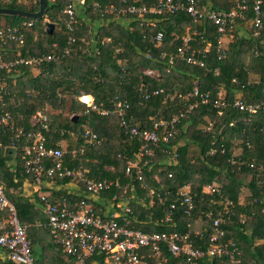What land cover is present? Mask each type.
Returning <instances> with one entry per match:
<instances>
[{"label": "trees", "instance_id": "trees-1", "mask_svg": "<svg viewBox=\"0 0 264 264\" xmlns=\"http://www.w3.org/2000/svg\"><path fill=\"white\" fill-rule=\"evenodd\" d=\"M21 1L0 0V8L38 11V0H29L28 6ZM70 1L76 0H46L45 14L39 20L0 15V27H20L23 33L22 43H0L6 59L55 58L0 72L6 92L0 101V113L11 116L8 125L0 124V184L16 209L19 223L26 228L36 264H64V256L55 249L45 226L46 217L36 208L40 204L38 194L33 200L22 195L24 183L31 186L34 178L24 171L20 144L11 147L16 130L35 129L31 119L37 113L47 117L49 130L45 136L50 147L61 149L63 142L69 143L63 166L83 169L90 179L118 182L117 187L104 191L100 200L110 203L113 195L122 193L119 187L132 186L125 196L130 198L137 217L133 222L136 229L189 234L192 247L205 252L203 258L190 264H229L227 257L211 258L206 252L215 233L212 221L230 202V214L224 215L225 223L220 225L224 235L218 241H234L243 263L264 264V173L257 177L249 166L264 167V8L262 26L255 28V14L247 0L243 17L226 29L228 44L224 38L219 48L217 27L206 17L190 26L191 17L182 10L161 15L127 13L114 19L113 14H102L94 8V3L124 9L153 8L158 0H83L82 5H75V22L69 32L62 12ZM236 2L195 0L204 13H228L236 9ZM102 19L107 24L97 27L96 22ZM245 22L250 23V29L243 36L239 29ZM24 23L32 25L23 28ZM47 23L53 24L49 31ZM94 31L93 42L85 44L83 39L91 38L89 32ZM158 32L163 35L159 44L154 41ZM97 35L101 39L96 40ZM184 37H189L185 54L202 61L203 67L188 64L178 56ZM70 38L74 39L72 43ZM152 92L158 93L145 98ZM82 95H90L100 110L112 111L118 101L127 103L126 120L139 130H150L154 122L163 120L165 125L158 131V146L152 156H139L143 142L126 133L116 115L85 114L87 106L79 100ZM202 97L210 103L203 104ZM215 101L225 107L215 108ZM237 101L259 105L260 109L249 115L233 107ZM191 104L195 106L190 112L169 124ZM233 121L236 123L231 126ZM86 126L97 136L92 145L82 137ZM234 147L240 154H233ZM134 163L142 168V181L135 178V171L130 176L125 173ZM45 182L59 188L51 189L53 194L71 200L80 198L71 191L84 190L82 184L68 178L55 176ZM207 185H216L222 197L210 194ZM182 186L190 188L194 209L189 215L179 203L175 210L170 207ZM242 195L246 196L245 203H240ZM159 197L164 198L163 203H159ZM95 206L104 216L107 209L98 203ZM168 214L171 222L167 223ZM151 260L150 264H188L183 257L168 252L162 259Z\"/></svg>", "mask_w": 264, "mask_h": 264}, {"label": "built area", "instance_id": "built-area-1", "mask_svg": "<svg viewBox=\"0 0 264 264\" xmlns=\"http://www.w3.org/2000/svg\"><path fill=\"white\" fill-rule=\"evenodd\" d=\"M28 2L29 0H23ZM253 8L255 18L253 20L254 27L261 28L262 8H264V0H248ZM79 4L84 1L80 0ZM247 0H237L236 9L228 13L208 11L204 13L198 10L195 0H158L153 8L129 6L128 8L110 6L101 7L98 4L94 5L102 14H142V15H161L174 14L182 10L191 17L190 26L196 24L198 20L206 17L212 21L217 27V44L221 48L223 40L226 36V29L236 19H241L247 11ZM63 15L66 28L69 32L73 30L75 22V5L70 1ZM32 23H24L23 28L31 27ZM163 39L161 32H158L154 41L159 44ZM110 39H107L109 41ZM9 41L23 42V33L20 27H0V43L8 44ZM73 38L69 39L72 43ZM189 37L182 38V43L178 49V56L186 63L203 67V63L191 55H186L188 48ZM55 58L53 55L30 56L23 58L17 56L14 59H6L1 53L0 48V72H8L10 69L16 68L19 65L34 66L40 65L43 62H51ZM145 74L153 75L151 71H144ZM5 85L0 82V101L5 95ZM158 92L147 93L145 98L151 95H156ZM198 93L195 90L194 96ZM87 95H82L79 100L84 102ZM203 104H209L210 100L207 97H202ZM87 108L85 114L97 112L101 116L116 115L119 118L121 127L131 136L138 137L143 144L139 151V156H152L153 148L158 146V131L165 125L163 120L154 122L152 129L139 130L134 126H130L126 120L127 103L118 101L114 104L112 111L100 110L95 105L93 100L85 103ZM217 109L225 107L223 102L215 101L212 103ZM195 105H189L186 112L179 111L177 116H174L169 124H174L178 118L185 116L190 112ZM234 108L242 112H247L249 115L255 114L259 109V105L244 104L237 101L233 104ZM221 114V113H220ZM247 119V118H246ZM244 119V120H246ZM11 120L9 113H0V124L8 125ZM250 121V119H247ZM236 121L231 123L234 125ZM31 125L35 127L33 131L24 132L16 130L11 142L12 148H17L20 144L21 159L23 161L24 171L27 175L34 178L33 189L38 194L39 203L42 212L46 217L45 226L47 227L54 244L55 249L64 256V264H150V261L162 259L164 252H168L172 256H181L185 262L190 264L196 260L203 258L205 252L196 250L188 241L189 234L182 235L181 233L162 232V233H147L136 229L133 222L138 221L134 215L133 209L130 206V198L126 197L131 185L119 187L122 190L120 195H113L111 202L100 200V196L105 191H108L112 186H118V182L113 181H97L86 177V171L83 169H70L63 166L62 157L63 150L60 148L50 147V142L45 134L49 127L47 117L42 113H37L32 116ZM87 144H93L97 141V136L87 126L84 127L83 136ZM168 137H166L167 139ZM224 153V151H222ZM51 162V164H47ZM232 163L244 164L241 160L231 161ZM253 169L257 177L264 173V167L255 168L253 164L249 165ZM134 172L135 178L142 181V168L138 164H129L126 168V175L130 176ZM55 176L59 178H68L76 185L82 184L83 191H71L73 196L80 197L79 199L71 200L65 196L58 197L51 189L58 190L59 188L50 185L47 180L53 179ZM46 188L48 191H42ZM207 191L210 194H216L219 197L221 192L216 185H207ZM189 186H182L172 200L171 209H176V203L180 207H185L187 215L194 209ZM164 198L159 197V203H163ZM256 199H254V203ZM98 203L100 208L104 210V216L97 213L95 204ZM230 202L225 204L223 210L217 213V216L212 221V226L215 230L210 238L212 246L207 250L211 258L227 257L229 264H259V263H243L240 260L241 253L235 242L229 239L226 243L218 241L219 237H223L224 232L220 229L221 223H225L224 215L230 213ZM165 222H171L170 214L166 215ZM0 249L4 251L5 258L0 264H36L32 253L31 242L27 237V231L24 226L19 223L17 212L14 205L7 198L4 187L0 184Z\"/></svg>", "mask_w": 264, "mask_h": 264}, {"label": "water", "instance_id": "water-1", "mask_svg": "<svg viewBox=\"0 0 264 264\" xmlns=\"http://www.w3.org/2000/svg\"><path fill=\"white\" fill-rule=\"evenodd\" d=\"M39 3V9L37 12H28L23 10H15V9H8V8H0V15H8V16H15L19 18H26L31 20H39L41 19L46 10V0H38ZM53 28V24L47 23V30H51ZM93 98L90 96H86L84 98L85 103H89L92 101ZM76 116L73 118L75 119Z\"/></svg>", "mask_w": 264, "mask_h": 264}, {"label": "crops", "instance_id": "crops-1", "mask_svg": "<svg viewBox=\"0 0 264 264\" xmlns=\"http://www.w3.org/2000/svg\"><path fill=\"white\" fill-rule=\"evenodd\" d=\"M95 4H97V3H94V5ZM79 5H82V4H79ZM106 6H110V4H108V5H106ZM80 7V6H79ZM81 10V9H80ZM107 14H110L111 15V13H107ZM113 16H114V19L115 18H118V16H116L115 14H113ZM86 19V18H85ZM87 20V19H86ZM96 24H97V27H102V26H104V25H106L107 24V20L105 21H103V19L102 20H100V21H98V22H96ZM92 31V30H91ZM92 33H94V34H91V32H89V35L91 36V38H86V40L87 39H89V40H85V39H83V41H85V44H87V42L88 41H91V42H93V39H94V35H95V31L94 32H92ZM98 38H100V36H96V40L98 39ZM101 39V38H100ZM107 41V40H106ZM221 95H223L222 93H221ZM87 96H90V95H87ZM91 97V96H90ZM31 121H32V119H31ZM233 154L234 155H238V154H240V149H237V148H235L234 147V149H233ZM23 188H24V192H23V196L24 197H26V198H30L31 200H33V198H35V191H34V189H33V186L31 185L30 186V184H28V182L26 183H24V185H23ZM37 195V194H36ZM241 201H240V203H245L246 202V196H244V195H242L241 196ZM36 208L43 214V212H42V208H41V206H40V204H37V206H36ZM4 258H5V254H4V251L2 250V249H0V263L2 262V261H4Z\"/></svg>", "mask_w": 264, "mask_h": 264}, {"label": "rangeland", "instance_id": "rangeland-1", "mask_svg": "<svg viewBox=\"0 0 264 264\" xmlns=\"http://www.w3.org/2000/svg\"><path fill=\"white\" fill-rule=\"evenodd\" d=\"M78 2H79V1H77V0H76V1H73L74 5L79 4ZM21 3H22V5H24V6H28V5H29V1H28V2H24V1L22 0ZM249 29H250V23H249V22H245V23L243 24V26L240 27V29H239V33H240L241 35L244 36V35H246L245 32H247V30H249ZM227 40H228V38L226 37V38H225V43H226V44H228ZM33 74H34V76H35V75H37V72L34 71ZM33 74H32V75H33ZM50 113H53V112L50 111ZM66 113H67V111H65V112L63 113V115L65 116ZM72 141H74V139H73ZM70 143H71V142H70ZM239 143H240V142H237V144H239ZM68 145H69L68 142H63V143H62V145H61L62 148H61V149L63 150V152L66 151Z\"/></svg>", "mask_w": 264, "mask_h": 264}]
</instances>
